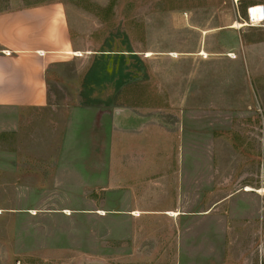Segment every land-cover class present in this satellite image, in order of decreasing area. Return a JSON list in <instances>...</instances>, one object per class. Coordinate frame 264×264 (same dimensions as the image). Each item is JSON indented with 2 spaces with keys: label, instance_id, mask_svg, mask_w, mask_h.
Returning <instances> with one entry per match:
<instances>
[{
  "label": "rangeland",
  "instance_id": "1",
  "mask_svg": "<svg viewBox=\"0 0 264 264\" xmlns=\"http://www.w3.org/2000/svg\"><path fill=\"white\" fill-rule=\"evenodd\" d=\"M48 4V102L0 106V264H264V0L0 12Z\"/></svg>",
  "mask_w": 264,
  "mask_h": 264
},
{
  "label": "crops",
  "instance_id": "2",
  "mask_svg": "<svg viewBox=\"0 0 264 264\" xmlns=\"http://www.w3.org/2000/svg\"><path fill=\"white\" fill-rule=\"evenodd\" d=\"M69 42L59 4L0 12V106L46 104L48 69Z\"/></svg>",
  "mask_w": 264,
  "mask_h": 264
},
{
  "label": "bare ground",
  "instance_id": "3",
  "mask_svg": "<svg viewBox=\"0 0 264 264\" xmlns=\"http://www.w3.org/2000/svg\"><path fill=\"white\" fill-rule=\"evenodd\" d=\"M253 21L260 22L264 20V8L262 6H253L249 12ZM74 54H81L80 52H74Z\"/></svg>",
  "mask_w": 264,
  "mask_h": 264
},
{
  "label": "built area",
  "instance_id": "4",
  "mask_svg": "<svg viewBox=\"0 0 264 264\" xmlns=\"http://www.w3.org/2000/svg\"><path fill=\"white\" fill-rule=\"evenodd\" d=\"M251 8L249 9V12H250Z\"/></svg>",
  "mask_w": 264,
  "mask_h": 264
}]
</instances>
